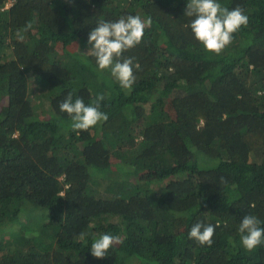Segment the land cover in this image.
Listing matches in <instances>:
<instances>
[{"label": "trees", "instance_id": "1", "mask_svg": "<svg viewBox=\"0 0 264 264\" xmlns=\"http://www.w3.org/2000/svg\"><path fill=\"white\" fill-rule=\"evenodd\" d=\"M187 2L0 0V264H264L238 231L249 214L264 227V0H218L249 17L219 55ZM127 15L151 20L122 57L140 65L130 91L86 53ZM69 93L103 94L108 120L74 132ZM196 222L217 225L211 247L189 239ZM105 233L121 242L94 258Z\"/></svg>", "mask_w": 264, "mask_h": 264}, {"label": "clouds", "instance_id": "2", "mask_svg": "<svg viewBox=\"0 0 264 264\" xmlns=\"http://www.w3.org/2000/svg\"><path fill=\"white\" fill-rule=\"evenodd\" d=\"M185 15L194 17L190 28L195 39L203 44L206 51L217 55L233 42L234 33L249 23V17L241 6L230 10L223 7L218 0H188ZM150 25L151 20H144L140 15L122 16L115 21L101 20L88 35L87 43L90 47L86 53L95 58L99 70L110 69L120 87L130 91L136 81L134 67L139 69L140 65H134L131 57H122L124 52L142 42L145 29ZM104 99V95L100 94L91 104H85L82 98L73 100L69 93L59 104V109L71 117V129L79 134L108 120L107 113L100 108ZM216 227L217 225L196 222L188 237L201 246L211 247L215 242L213 237ZM238 231L241 243L247 251L251 252L264 245V227H261V221L256 216L245 215ZM120 242L119 236L102 234L92 242L91 255L103 259L108 250Z\"/></svg>", "mask_w": 264, "mask_h": 264}, {"label": "rangeland", "instance_id": "3", "mask_svg": "<svg viewBox=\"0 0 264 264\" xmlns=\"http://www.w3.org/2000/svg\"><path fill=\"white\" fill-rule=\"evenodd\" d=\"M11 3H12V1H9L7 4L9 5ZM41 97L42 96H39V97H36V99H35L39 106H41V104H42V102L44 100ZM144 176L153 179V181H151V183L149 184V188L150 189H153V190L156 191L162 184H164V181H157L156 180L157 175L154 172H150V171L144 172ZM28 206H29V204H28ZM45 210H46V212H44V211H42V212H40V211H34V218H35V220H42L43 219V222L42 223H44L46 221V213H48V209H45ZM41 213L44 214V217L43 218L41 217ZM31 215H32V212L30 213V216L29 217H31ZM23 216H22L23 219H25V215H23ZM4 229H5V231H7V233L10 232V227L8 225H4ZM21 237L22 236H19V240L18 241H13V242H11V241L6 242L7 241V239H6V240H4V243L5 244H9L10 243L13 247L18 248V247H20V244H22ZM8 238H9V236H8Z\"/></svg>", "mask_w": 264, "mask_h": 264}]
</instances>
